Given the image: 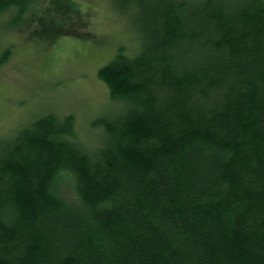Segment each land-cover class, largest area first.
Listing matches in <instances>:
<instances>
[{"label":"trees","instance_id":"1","mask_svg":"<svg viewBox=\"0 0 264 264\" xmlns=\"http://www.w3.org/2000/svg\"><path fill=\"white\" fill-rule=\"evenodd\" d=\"M123 3L99 144L49 115L0 139V264H264V0Z\"/></svg>","mask_w":264,"mask_h":264},{"label":"rangeland","instance_id":"2","mask_svg":"<svg viewBox=\"0 0 264 264\" xmlns=\"http://www.w3.org/2000/svg\"><path fill=\"white\" fill-rule=\"evenodd\" d=\"M53 1L0 11V59L6 56L0 64V139L49 115L71 119L75 139L93 149L103 136L97 123L123 107L111 99L98 72L120 49L129 56L139 52L132 21L137 15L123 0H59L70 1L83 24L70 17L68 5L59 10ZM50 22L68 33L44 31Z\"/></svg>","mask_w":264,"mask_h":264},{"label":"bare ground","instance_id":"3","mask_svg":"<svg viewBox=\"0 0 264 264\" xmlns=\"http://www.w3.org/2000/svg\"><path fill=\"white\" fill-rule=\"evenodd\" d=\"M135 57V56H134Z\"/></svg>","mask_w":264,"mask_h":264}]
</instances>
